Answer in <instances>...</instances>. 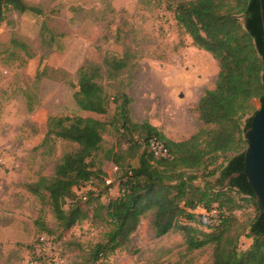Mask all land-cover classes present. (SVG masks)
Here are the masks:
<instances>
[{"label":"rangeland","instance_id":"rangeland-1","mask_svg":"<svg viewBox=\"0 0 264 264\" xmlns=\"http://www.w3.org/2000/svg\"><path fill=\"white\" fill-rule=\"evenodd\" d=\"M180 1L184 0H27L42 15L15 11L4 15L0 22V264H92L90 250L110 231L106 223L86 220L63 232L49 206L28 190L41 177L52 178L64 155L77 149L76 144L53 137L44 143L49 118L81 116L109 122L116 114L114 99L127 91L133 99V120L150 122L175 142L211 127L200 121L197 108L204 94L215 88L219 65L178 28L168 3L175 7ZM124 57L128 68L108 79L105 60ZM96 65L103 68L101 84L110 102L107 115L81 111L74 99L79 70ZM253 105L258 110L261 101ZM116 144V132L109 127L97 159L100 173L93 184L77 191L80 198L86 200L89 191L92 199L106 191L104 202L120 195L118 170L105 158ZM223 161L209 164L208 171ZM217 179L208 181L217 188ZM237 197L243 208L236 215L242 221L254 218L253 201ZM196 214L203 222H212L217 215L203 209ZM39 218L49 235L36 224ZM152 220L153 212L143 216L128 245L99 264H211V247L188 253L180 231L157 238ZM249 243L243 238L241 248L248 249Z\"/></svg>","mask_w":264,"mask_h":264},{"label":"trees","instance_id":"trees-1","mask_svg":"<svg viewBox=\"0 0 264 264\" xmlns=\"http://www.w3.org/2000/svg\"><path fill=\"white\" fill-rule=\"evenodd\" d=\"M168 7L178 28L219 65L215 88L204 94L197 108L200 121L211 127L175 142L150 122H135L130 108L133 99L127 91L121 92L114 99L116 114L109 122L81 116L49 118L44 143L53 137L74 143L77 149L64 155L52 178L41 177L28 185V190L49 206L63 232L86 220L110 226L104 241L88 254L92 264L126 247L149 212H153L157 238L180 231L188 253L212 248L211 264H264V208L244 175L245 132L257 112L254 101L264 97L260 1L184 0L175 7L168 3ZM8 11L43 13L27 0H0V22ZM13 43L18 44L16 40ZM105 65L107 78L113 79L128 68V60L106 59ZM102 71L97 65L79 70V90L74 99L81 111L108 114L110 102L101 84ZM109 127L116 132L117 144L105 158L118 170L120 195L104 202L106 191L94 199L89 191L85 200L77 191L93 184L99 175L97 159ZM154 145L161 146V155ZM222 158L223 165L208 171L209 164ZM199 171L205 173L200 176ZM236 174L240 176L226 185ZM216 176L217 188L208 181ZM198 181L203 185H197ZM237 196L253 201L254 218L242 221L236 215L243 208ZM198 209L217 210V220L203 222L196 214ZM36 224L45 231L42 234L49 235L43 219ZM243 238L253 241L247 250L241 248Z\"/></svg>","mask_w":264,"mask_h":264},{"label":"water","instance_id":"water-1","mask_svg":"<svg viewBox=\"0 0 264 264\" xmlns=\"http://www.w3.org/2000/svg\"><path fill=\"white\" fill-rule=\"evenodd\" d=\"M259 1L264 31V0ZM245 140L248 145L244 153V175L253 189L257 202L264 208V97L252 118L251 126L245 132ZM239 176L240 174L232 175L227 179L226 185L232 178Z\"/></svg>","mask_w":264,"mask_h":264},{"label":"built area","instance_id":"built-area-1","mask_svg":"<svg viewBox=\"0 0 264 264\" xmlns=\"http://www.w3.org/2000/svg\"><path fill=\"white\" fill-rule=\"evenodd\" d=\"M160 147L161 146H159V145H154V150L157 152V155H161V153H162ZM212 212H216L217 213L216 218H215V221H216L217 220V217H218V211L217 210H214Z\"/></svg>","mask_w":264,"mask_h":264},{"label":"crops","instance_id":"crops-1","mask_svg":"<svg viewBox=\"0 0 264 264\" xmlns=\"http://www.w3.org/2000/svg\"><path fill=\"white\" fill-rule=\"evenodd\" d=\"M154 126V125H153ZM156 127V126H155ZM158 128V127H157ZM251 240V239H250ZM252 241V240H251ZM252 243H253V241H252ZM252 244L251 243H249V246H248V248L251 246ZM247 250V249H246Z\"/></svg>","mask_w":264,"mask_h":264}]
</instances>
